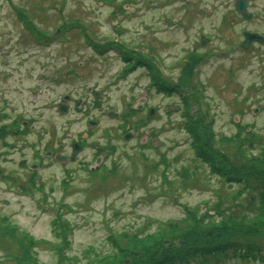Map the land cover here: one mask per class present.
<instances>
[{"label": "rangeland", "instance_id": "obj_1", "mask_svg": "<svg viewBox=\"0 0 264 264\" xmlns=\"http://www.w3.org/2000/svg\"><path fill=\"white\" fill-rule=\"evenodd\" d=\"M234 3L0 0V226L9 225L16 238L32 239L29 252L36 264H89L90 248L99 255L115 252L110 235L158 233L166 222L182 218L184 207L218 220L231 207L249 203L241 187L219 182L197 161L198 134L185 128L204 111L218 139L253 132L261 141L253 150L246 145L252 153L264 141V111L250 113L264 104L262 63L229 47L232 41L237 46L242 30L262 29L264 0L249 2L256 20L230 24L226 18L234 14ZM19 11L33 29L19 21ZM202 36L209 39L205 46ZM113 41L118 44L104 47ZM122 43L152 59L157 70L147 61L154 72L135 64V52L124 60ZM192 49L208 57L181 84L182 64ZM154 74L179 87L167 95L157 92ZM59 104H66L65 113ZM12 125L18 134L6 136L3 128ZM72 143L81 145L75 161L57 162L55 156L69 157ZM195 165L205 184L182 185L176 172ZM162 172L171 185L162 181ZM59 216L68 222L67 245L54 225ZM250 224L261 231L264 248V220ZM1 234L0 264H17L19 246ZM168 237L158 240L167 244ZM61 245L58 252L55 246ZM260 259L222 256L218 264H264V254ZM115 260L119 264V256Z\"/></svg>", "mask_w": 264, "mask_h": 264}, {"label": "trees", "instance_id": "obj_2", "mask_svg": "<svg viewBox=\"0 0 264 264\" xmlns=\"http://www.w3.org/2000/svg\"><path fill=\"white\" fill-rule=\"evenodd\" d=\"M17 16L23 24L25 22V26L33 29L32 23L28 22L24 11H19ZM119 48L123 49V55L121 54L123 59L129 62L131 60L129 54L133 52L132 49L125 45H119ZM197 62H192L189 58L188 62L183 65L181 84H185L191 79ZM135 64H139V62L136 61ZM147 68L150 69L149 66ZM153 76V81L158 85V91L166 95L169 94L172 89L164 87L166 84L162 79L155 78V74ZM129 113L133 114L135 111L130 110ZM200 114L201 118L199 117L197 123L187 122V127L183 126L191 136L198 134L195 143L197 161L206 167L208 173L219 182H225L229 186L241 187L239 193H246L247 197H250L249 203L246 206L241 203L235 208L231 207L234 211L230 213L225 208L224 211L228 213H225V216H220L218 220H208L207 213L200 214L196 208L184 207L183 217L166 222L164 227L157 231L158 233L110 235L109 241L115 252L99 255L93 248H90L88 255H92V259L89 260V264H113L118 256L119 264L122 263L123 258L127 257L132 261L130 264H210L211 261L218 264L222 256L225 258L236 257L242 261L248 259L261 260L260 257L264 254V248L259 242H261L262 238L260 237L263 235H261V231L251 227L250 221L264 220L263 144L260 146V148L263 147L261 152L260 148L258 151L260 154L253 156L246 145H250L252 150L256 146L249 143V140H239V137L236 141L224 137L218 139L213 132L212 122L208 114L204 111H200ZM12 127L14 128L15 125L10 128L13 131ZM230 140L239 144L237 146L230 144ZM98 152L101 153L102 151L99 150ZM160 163L168 166L165 155L160 156ZM159 167L158 164L154 165V171L158 170ZM197 169L198 165H195L193 170L192 166L182 167L180 171L176 172L180 177V183L189 187H195L198 184L204 185V177L198 173ZM161 176L164 183L172 184L165 172H162ZM235 195L238 196V192ZM54 225L61 229L62 245H67L65 232L68 229V222L61 221L59 216L54 221ZM1 232L5 238L15 240L19 246L22 258L20 255L15 256L17 264H36V258H32L29 252L34 245L31 238L26 235L16 238L14 235L16 231L7 224H4L3 227L0 226V234ZM171 233L169 238L167 235ZM164 236L168 237L167 244H165L167 241L164 243L163 240H158ZM62 245L55 246L58 252H61ZM137 249L143 251L139 256H136ZM130 252L133 253L132 256Z\"/></svg>", "mask_w": 264, "mask_h": 264}, {"label": "flooded vegetation", "instance_id": "obj_3", "mask_svg": "<svg viewBox=\"0 0 264 264\" xmlns=\"http://www.w3.org/2000/svg\"><path fill=\"white\" fill-rule=\"evenodd\" d=\"M260 18H261V22L263 23V27L261 30L259 31H253V30H242L241 34L245 32H250L251 34H258L262 41L260 42H254V43H251L246 49L242 48L241 44L243 43V35L241 36H238V38L240 39L238 41V44L237 46H234L233 45V41L229 43V47L231 50L234 51H237V52H243V53H246V54H251L253 58L255 59H259L260 60V63H262V68L264 70V9H262V12L260 14ZM256 20V16L252 17L250 19V21H254ZM239 22H242L241 20H239ZM199 54V56L205 54V53H200L198 50L196 49H192L189 53V55L186 57V59L188 57H190L191 61L192 62H195L198 60V57H195L194 54ZM227 54L226 52H223L222 53V56L224 57H227ZM264 74V73H263ZM260 87L262 90H264V79H263V82L260 84ZM264 111V104L262 106H260L259 108H254L252 111L250 110V113H253V114H256V113H262ZM51 154H49L48 156L50 157ZM35 156V155H34ZM52 157V156H51Z\"/></svg>", "mask_w": 264, "mask_h": 264}, {"label": "water", "instance_id": "obj_4", "mask_svg": "<svg viewBox=\"0 0 264 264\" xmlns=\"http://www.w3.org/2000/svg\"><path fill=\"white\" fill-rule=\"evenodd\" d=\"M246 6L247 5H246V1L245 0H236V2H235L236 10L243 16V18L245 20H248L251 17V15H248V14L245 13ZM229 21H233L232 18H229ZM245 38H246V41H247L248 39H255V38H257V36L248 34V35L245 36ZM202 44H205V43L202 42ZM60 110H61V112H65L66 108L64 106H60ZM150 113L152 114L153 112L151 111ZM128 138H129V136H127L126 139H128ZM79 151H80V147L78 145H76V144H73L72 145V153H71V161L74 160L75 155ZM56 160L65 161L64 158H62L60 156H57Z\"/></svg>", "mask_w": 264, "mask_h": 264}]
</instances>
